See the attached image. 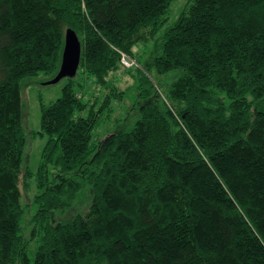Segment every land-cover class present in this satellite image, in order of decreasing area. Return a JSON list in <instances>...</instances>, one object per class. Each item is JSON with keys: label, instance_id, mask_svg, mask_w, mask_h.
<instances>
[{"label": "trees", "instance_id": "16d2710c", "mask_svg": "<svg viewBox=\"0 0 264 264\" xmlns=\"http://www.w3.org/2000/svg\"><path fill=\"white\" fill-rule=\"evenodd\" d=\"M170 3L0 0V264H264V0H190L162 31ZM67 27L80 78L39 100L32 172L21 81L56 73ZM120 52L140 65L124 67L136 116L93 143ZM87 85L107 89L95 111ZM20 176L36 185L27 238Z\"/></svg>", "mask_w": 264, "mask_h": 264}, {"label": "rangeland", "instance_id": "374dc122", "mask_svg": "<svg viewBox=\"0 0 264 264\" xmlns=\"http://www.w3.org/2000/svg\"><path fill=\"white\" fill-rule=\"evenodd\" d=\"M189 1L190 0H171L169 6V17L167 19V23L162 28V31L166 28V25L178 18L179 13L185 9V7L189 4ZM158 37L160 36L158 35ZM156 42L157 40H152L145 46L141 43H137L136 46L133 47V52L135 55L140 56L139 58L142 59V62L144 61L146 63L151 58L150 51L153 47V44ZM130 56L133 59L136 57L132 55ZM134 66L137 65L134 64L132 66H127V68ZM124 67L125 66L122 65L121 68L110 74V79H112L118 89L122 91V95L120 99L112 100L113 102L111 101V110L106 115L101 116V120L97 124L98 126L93 129L91 136V141L93 143H96L109 131L126 128L129 124H131L136 116L137 102H139V99L134 91L135 79L132 72L126 71ZM170 74L171 73L167 74V76ZM54 75L45 76L44 74H38L32 78H24L21 81V103L23 113L22 122L27 136L23 165L27 166L32 172H34L37 168L40 158V151L45 140V137L38 133L40 128L39 100H41L43 103H48L55 99L58 95H60L61 87L68 78V76H64L56 82L46 83V81L51 79ZM78 75L79 73L75 76L76 80L80 78ZM158 80L163 81V83L165 82V78L161 76L158 77ZM154 82H156V80ZM86 89L88 90L86 93V97L88 98L87 101L89 104H94L95 111L99 101L103 98V95L107 89L102 86L99 88H91L90 85H87ZM157 91H160V89ZM26 179V185H23L21 176L19 180L20 202L25 208V215L23 216V221L21 223L22 234L25 238L28 237V220L34 210V204L32 201L34 192L36 191V185L34 186L35 182L33 177H28ZM89 199L90 189L88 185H84L74 202V211H86L89 206Z\"/></svg>", "mask_w": 264, "mask_h": 264}, {"label": "water", "instance_id": "95a60500", "mask_svg": "<svg viewBox=\"0 0 264 264\" xmlns=\"http://www.w3.org/2000/svg\"><path fill=\"white\" fill-rule=\"evenodd\" d=\"M80 50V41L76 32L72 28L67 27L64 32V40L58 69L55 75L51 79L47 80L46 83L56 82L64 76H74L79 63Z\"/></svg>", "mask_w": 264, "mask_h": 264}, {"label": "built area", "instance_id": "2783aa9c", "mask_svg": "<svg viewBox=\"0 0 264 264\" xmlns=\"http://www.w3.org/2000/svg\"><path fill=\"white\" fill-rule=\"evenodd\" d=\"M119 60H120V63L125 67L132 66L134 64L140 67L137 61H135V59H133L130 55H128L125 52H120Z\"/></svg>", "mask_w": 264, "mask_h": 264}]
</instances>
